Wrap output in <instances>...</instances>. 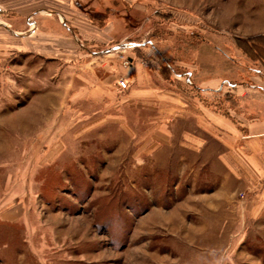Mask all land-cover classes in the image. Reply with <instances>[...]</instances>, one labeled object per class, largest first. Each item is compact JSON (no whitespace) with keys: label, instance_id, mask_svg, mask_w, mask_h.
Instances as JSON below:
<instances>
[{"label":"rangeland","instance_id":"374dc122","mask_svg":"<svg viewBox=\"0 0 264 264\" xmlns=\"http://www.w3.org/2000/svg\"><path fill=\"white\" fill-rule=\"evenodd\" d=\"M125 7L42 55L0 31V264H264V0Z\"/></svg>","mask_w":264,"mask_h":264},{"label":"crops","instance_id":"0c3cea01","mask_svg":"<svg viewBox=\"0 0 264 264\" xmlns=\"http://www.w3.org/2000/svg\"><path fill=\"white\" fill-rule=\"evenodd\" d=\"M125 4L127 0H0V31L5 30L20 42L30 39L37 48L35 53L41 55L54 41L59 46H68L70 33L78 37L82 45L85 42L103 43L114 39L113 36L116 38L119 27L127 28L133 24L122 15L127 9ZM153 43L147 41L144 52L151 50L147 46ZM145 55L152 59L148 53ZM208 116L216 126L233 131L227 120ZM248 164L257 176H261L260 164L254 158L249 159Z\"/></svg>","mask_w":264,"mask_h":264},{"label":"built area","instance_id":"2783aa9c","mask_svg":"<svg viewBox=\"0 0 264 264\" xmlns=\"http://www.w3.org/2000/svg\"><path fill=\"white\" fill-rule=\"evenodd\" d=\"M126 47H127V45H124V46H123V48H126ZM186 81H187L188 84H190V83H191L190 77H187V78H186ZM119 84H120L123 88H127V84H126V82H125L124 80H122Z\"/></svg>","mask_w":264,"mask_h":264}]
</instances>
